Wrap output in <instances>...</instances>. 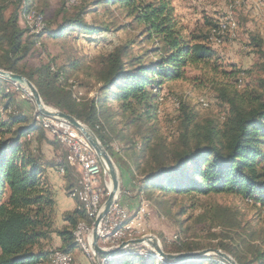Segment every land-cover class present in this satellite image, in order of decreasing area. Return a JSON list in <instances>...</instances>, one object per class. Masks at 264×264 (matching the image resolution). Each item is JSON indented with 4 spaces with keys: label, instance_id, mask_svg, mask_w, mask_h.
<instances>
[{
    "label": "trees",
    "instance_id": "1",
    "mask_svg": "<svg viewBox=\"0 0 264 264\" xmlns=\"http://www.w3.org/2000/svg\"><path fill=\"white\" fill-rule=\"evenodd\" d=\"M92 4L96 8L102 4L111 18L108 23L86 22L82 16L85 11L80 9L54 30L46 22L39 34L32 33L33 40L27 44L22 41L24 30L18 24L17 12L6 15L0 0V68L24 75L44 103L90 127L111 156L114 152L107 132L114 133L116 122L110 121L109 113L112 117L118 113L124 128L114 137L121 147V142L126 146L124 156L115 162L121 178L128 176L139 192L154 191L160 196L170 194L188 199L191 208L196 197L234 195L264 210L262 38L250 37L260 54L261 76L256 86L240 91L237 82L245 71L233 65L224 68L208 40L210 35L188 30L172 0H94ZM75 29L89 35L122 30L135 33L133 38L95 57V81L90 88H94L95 94L90 97H76L68 83V73L73 76L80 70V60H71L59 68L44 64L26 69L20 64L37 36L45 33L55 38ZM135 45L139 47L134 49ZM189 68L200 73L196 80L216 84L218 99L227 105V111L220 121L214 117L198 118L182 102L176 136L166 140L158 131L156 91L170 82L187 80ZM229 80L231 85L226 84ZM13 85L0 77V264H53V235L60 240L58 252L71 257L80 248L74 230L79 222L89 224L92 220L73 194L81 173L69 165L74 163L69 159V151L34 115L19 111L9 89ZM114 104L115 109L111 107ZM132 128L136 129L133 133ZM32 136L35 145L29 141ZM60 144L66 153L60 152ZM44 145L51 147L53 157L45 156ZM47 167L63 169L66 192L76 203L72 211L63 214L65 224L60 228L55 227V201L46 176ZM227 210L209 206L204 220L218 216L225 220L220 212ZM184 212L181 206L176 214ZM247 227L238 218L230 221L227 229L233 230L229 236L231 244L220 242L215 247L229 252L238 264H264V230ZM175 246V252L194 249L183 242ZM136 249L126 247L98 257L102 264H224L215 256L158 261L154 255L145 256Z\"/></svg>",
    "mask_w": 264,
    "mask_h": 264
},
{
    "label": "rangeland",
    "instance_id": "2",
    "mask_svg": "<svg viewBox=\"0 0 264 264\" xmlns=\"http://www.w3.org/2000/svg\"><path fill=\"white\" fill-rule=\"evenodd\" d=\"M93 1L94 0H3V5L5 6L4 12L6 15H9L12 11L17 12L18 24L20 28L24 30L22 41L28 44L33 40L31 36L32 33L39 34L42 30H38L36 33L33 31V25H30L27 20L24 19L26 10L33 8L37 10V12L39 11L44 23L46 24V22H48L50 26L49 29L51 30L58 28L60 24H63L64 19L74 16L80 9L85 11L82 16L86 22L108 23L111 18L108 16V13L104 11L102 4L96 8L92 4ZM172 1L177 14L180 16L186 28L198 33L210 35L212 30H214L221 21L229 22L228 16L232 17L235 24L233 36L229 33H225L223 37L219 38L220 41H212L209 38L208 40L220 56V62L224 68L229 69V67L233 65L245 71V75L238 79V90L241 91L248 88V86H256V82H258L261 76V71L258 66L260 54L259 51L253 47L250 37L257 36L264 41V0ZM93 10H95V12ZM133 35H135V33L123 30L89 35L75 29L68 30L66 34L53 38L44 33L36 37L35 43L30 45L28 55L21 60L20 64L26 69H35L44 64H51L55 68H59L71 60H80V70L73 74V76H70L68 73V83L72 84L71 87L76 97H90L95 94L94 88L90 89L92 82L95 81L92 76V68L96 67V63L94 62L95 57L108 52L116 44L133 38ZM138 47V45H135L134 49ZM186 73L187 80L170 82L166 84L162 90L156 91L157 95L158 93H160L161 96L163 95V99L161 101L158 100V131L166 140H171L176 136V129L178 126L177 116L179 115V108L182 102L187 104L188 107L197 114L198 118L214 117L220 121L227 111V105L218 99L216 92L217 86L214 82L203 83L196 80L195 78L198 77L200 73L194 69H186ZM231 83L232 80H229L226 84L231 85ZM220 84L222 83L220 82ZM4 86L8 87L6 85ZM9 89L12 90L15 96L19 111L31 117L33 115L35 116L37 108L28 92L21 87H16V85H13V87L9 86ZM46 105L56 108L50 104ZM111 107L115 109L116 105L114 104ZM109 114L111 117L110 121L116 122L114 133L119 132L124 128L121 116H119L118 113H115L113 117L111 113ZM131 130L132 133L136 131L135 128ZM114 133L107 132V135L110 138V147L114 152L113 156L109 155L117 167L115 161L118 157L121 158L124 156L123 147L126 146V144L125 142H121V147V145L118 144L119 140L114 137ZM137 138L138 136L133 135V139L138 140ZM29 141L32 145H35V136H32ZM61 144L59 145L60 152L66 153ZM43 149L45 150L44 152L50 150L45 146H43ZM117 149H119L118 153L115 151ZM94 156L96 157L95 153ZM96 159L98 160L97 157ZM118 174L120 181L123 180L119 169ZM122 195L124 201H121L123 198ZM106 197L107 195H104L103 201ZM117 200L128 209L129 213V220H125L122 230L131 229V237L133 238L151 235L158 240L162 249L169 253H175V243L177 242H183L184 246L193 247L194 249L191 251L218 248L215 246L220 242L223 244H231L229 236H231L233 230L227 229V224L236 218L241 221L242 225H248L249 227L247 228H263L264 230V210L257 209V207L252 205L249 201L239 196L210 195L206 197H196L194 201L195 206L191 208V201H188V199L174 198L170 194L160 196L159 193L154 191L152 193H143L138 190L135 191V186L130 185V187L126 188L124 191L120 189ZM213 205L219 206L220 209H228L225 213L220 212V216H223L225 220L219 216L215 220H204V214H206L208 207ZM181 206L185 208V212L181 215H177L176 212ZM201 214L203 216L199 218ZM89 219L92 220L89 224L87 222L85 223V221L79 222V225L85 224V230L92 229L95 217ZM110 234H113L111 228ZM121 241H123V239ZM121 241L118 243H112L109 240L106 242L99 241V245L108 248L119 244ZM86 245L87 251L80 247L72 253V262L70 260V264H102L99 257L96 258L93 255L87 242ZM58 247L59 242L55 239L50 245V250H52L51 254H54L57 250L60 251ZM129 247H136L137 249L135 252L145 256L151 254L154 255L156 260L162 261V258L156 255L146 244ZM218 249L232 256L226 250L222 248ZM209 256L218 257L214 254H207L203 257ZM232 257L234 258V256ZM218 258L222 259L221 257ZM222 260L224 264H229L224 259Z\"/></svg>",
    "mask_w": 264,
    "mask_h": 264
},
{
    "label": "water",
    "instance_id": "3",
    "mask_svg": "<svg viewBox=\"0 0 264 264\" xmlns=\"http://www.w3.org/2000/svg\"><path fill=\"white\" fill-rule=\"evenodd\" d=\"M0 77L14 83L17 87H21L22 89L27 91L28 94L34 100V103L37 108V112L39 114L45 117L61 119L69 123L71 126H73L89 143L96 157L98 158L99 162L101 163L102 167L107 173L110 183L109 191L106 199L102 202L100 209L94 219L93 227L91 230V237H90L89 247L91 249V252L96 258L98 257V254L113 253L129 246L146 244L152 249V251L156 255H158L160 258L165 260H177L183 258L201 257L207 254H214L217 255L218 257H221L229 264H238V262L232 256H230L229 254L218 248H206L197 251H183V252H175V253L165 252L160 246L158 240L151 235H144L137 238L126 239L121 241L119 244L108 248L100 246L99 228L101 221L104 218V216L107 214L111 205L117 200L120 193V177L118 174V169L115 163L113 162L112 158L110 157L108 151L102 145V143L97 138L95 133L90 129V127H88L82 121L78 120L77 118H75L70 114L65 113L62 110L47 106L42 100L37 88L24 75L0 68Z\"/></svg>",
    "mask_w": 264,
    "mask_h": 264
},
{
    "label": "built area",
    "instance_id": "4",
    "mask_svg": "<svg viewBox=\"0 0 264 264\" xmlns=\"http://www.w3.org/2000/svg\"><path fill=\"white\" fill-rule=\"evenodd\" d=\"M29 15L33 19V31L35 33L39 29H44L45 25L43 19H36V13H34V11H30ZM35 118L39 122H42L44 128L47 129L59 143L60 141H67L68 151L73 154L74 167L81 173L79 179L83 190H85L89 207H91V205H99L100 209L104 195L108 194L110 183L107 173L94 156L89 143L66 121L45 116H35ZM57 172L61 174V167L57 168ZM128 218V209L124 207L120 201L116 200L101 221L99 241L106 242L109 240L112 243H118L122 239L133 238L131 237V229L121 230L118 234H110V225L117 223L119 220H129ZM90 237L91 230H85L84 224L83 228L80 230V238L90 245ZM67 255L68 254H62L57 250L56 264H66Z\"/></svg>",
    "mask_w": 264,
    "mask_h": 264
},
{
    "label": "bare ground",
    "instance_id": "5",
    "mask_svg": "<svg viewBox=\"0 0 264 264\" xmlns=\"http://www.w3.org/2000/svg\"><path fill=\"white\" fill-rule=\"evenodd\" d=\"M233 7H235V6H233ZM30 11H34V13H36V19H43L42 15L39 12H37L33 8H30V9L26 10L25 15H24V17H25L24 19H26L27 22L30 25H33V19L29 15ZM228 19H229V22H222L221 21L216 26V28L212 31V33L209 36L210 40H212V41H220L219 38L223 37V34H225V33H229L231 36L234 35L235 24H234L233 19H232L231 16H228ZM44 25H45V23H44ZM227 25H228V27H227ZM40 30H42V29H39V31ZM162 96L160 95V93H158L157 100L161 101L163 99ZM35 116H43V115H41L39 113H36ZM39 123L44 127L42 122H39ZM29 137L30 136H28V138ZM60 142L68 150L67 141H60ZM69 159L74 161L73 154L70 153V151H69ZM62 173H63V169L61 168V174ZM109 187H110V184H109ZM73 194H76L77 197L80 199V201L82 203V206H83V209H84L85 213L87 214V216L89 218L96 217V215H97V213L99 211V205H91V207H89L87 196H86L85 190H83V188H82L80 179L77 181V184L73 188ZM124 221L125 220H119L117 223H114V224L110 225V228H111L113 234L120 233V230H122V228L124 227ZM82 228H83L82 224H80V225L78 224L77 225L76 229L74 230V239H75V242H77L80 245L81 248H83V249H85L87 251L86 242L80 238V230ZM88 247H89V244H88ZM89 249H90V247H89ZM62 254H66V253H62ZM56 258H57V252H55V254H54L53 264H56ZM70 260H71V257L69 255H67L66 264H70Z\"/></svg>",
    "mask_w": 264,
    "mask_h": 264
},
{
    "label": "crops",
    "instance_id": "6",
    "mask_svg": "<svg viewBox=\"0 0 264 264\" xmlns=\"http://www.w3.org/2000/svg\"><path fill=\"white\" fill-rule=\"evenodd\" d=\"M44 146L50 149L49 151L47 150V152H44L45 156L47 158L53 157V152L51 147L49 145H44ZM43 151L45 150L43 149ZM70 165L74 167V163ZM75 170H77V168ZM46 176L48 178V182L55 201V227L60 228L65 224V221L63 220V214L65 212L72 211L76 207V203L73 199L74 197H70L66 192L65 189L66 181L64 179L63 174H59L57 172V169L54 167H47ZM130 185L133 186L128 176L124 177L123 180L120 181V189H123V191L126 188L130 187ZM121 201H124V197L121 199ZM53 238L54 240L57 239L60 244V240L57 236H55V234L53 235Z\"/></svg>",
    "mask_w": 264,
    "mask_h": 264
}]
</instances>
